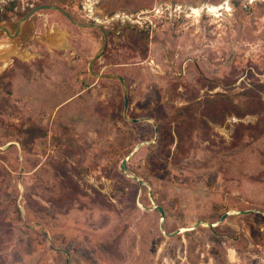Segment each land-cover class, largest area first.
<instances>
[{
    "label": "rangeland",
    "instance_id": "rangeland-1",
    "mask_svg": "<svg viewBox=\"0 0 264 264\" xmlns=\"http://www.w3.org/2000/svg\"><path fill=\"white\" fill-rule=\"evenodd\" d=\"M41 4L109 44L91 71L103 32L59 10L0 31L29 54L0 50V264H264V1L0 0V25Z\"/></svg>",
    "mask_w": 264,
    "mask_h": 264
},
{
    "label": "water",
    "instance_id": "water-1",
    "mask_svg": "<svg viewBox=\"0 0 264 264\" xmlns=\"http://www.w3.org/2000/svg\"><path fill=\"white\" fill-rule=\"evenodd\" d=\"M46 9H51V10H59L61 11L63 14H65L70 20L71 22H73L74 24L78 25V26H83V27H93V28H99L102 32H103V35H104V39H105V42H104V45L102 47V49L100 50V52L95 56L92 64H91V71H93V67H94V63L100 59V57L103 55V52L107 49L108 47V44H109V31L103 26V24L99 23V22H80L78 21L77 19L74 18V16L69 12L67 11L65 8H63L62 6H59V5H55V4H41V5H38L36 7H34L19 23L17 29L15 30V32L13 33L11 31V29L6 26V25H0V31H5L10 37L12 38H16L19 34H21V32L23 31V27H24V24L36 13L38 12L39 10H46ZM98 76H102L101 74H97ZM109 77H112V76H109ZM122 83L125 84V77L124 76H121L119 75L118 77ZM125 101H126V109H128L129 107V97L127 94H125ZM133 122H137L138 119H132ZM157 132H158V127H157ZM143 144H139L138 146L141 147ZM127 164V160L124 162V166L123 168L125 169V165ZM157 209L160 210L161 212V215L162 217H165V209L162 207V206H157ZM243 213H246V212H249V211H242ZM230 213H225L223 218L221 219V221H223L224 219H226L228 217ZM220 221V222H221ZM202 224V222H198L196 225H195V228ZM209 226H215L213 223L209 224ZM162 229H164V224H162ZM180 231L176 232V233H179ZM176 233H167L168 236H173L174 234Z\"/></svg>",
    "mask_w": 264,
    "mask_h": 264
},
{
    "label": "bare ground",
    "instance_id": "bare-ground-1",
    "mask_svg": "<svg viewBox=\"0 0 264 264\" xmlns=\"http://www.w3.org/2000/svg\"><path fill=\"white\" fill-rule=\"evenodd\" d=\"M222 10L230 12V10H233V9L231 8V4L229 2H224V3L218 4V5L209 4V5L203 6L202 8L201 7H193L192 8V15L195 16V17H200L202 15L203 11H208L213 16L220 17V16H222ZM60 33L62 34L61 38H65L64 33H62V32H60ZM61 45H65V43H63V44L61 43ZM0 50L3 51V52H8V53L12 52L14 54H20L19 50L15 51V49H11V50L6 49V45H2ZM20 56H23V57L24 56H29V54L24 55L23 53H21ZM3 62L4 63L0 66V72H3L11 64V62H12L11 55L8 54V56L6 58H4Z\"/></svg>",
    "mask_w": 264,
    "mask_h": 264
},
{
    "label": "trees",
    "instance_id": "trees-1",
    "mask_svg": "<svg viewBox=\"0 0 264 264\" xmlns=\"http://www.w3.org/2000/svg\"><path fill=\"white\" fill-rule=\"evenodd\" d=\"M60 13L62 15H64L62 12H60ZM203 108H204V111H203V119L202 120L205 123H207L208 119L209 120H213L215 122H219V123L221 122L222 123L224 121L223 117L227 116V110H226L227 108L225 106L219 105L218 103H209V104L205 105ZM189 116H190L189 117L190 119L187 122L188 125L190 126V127H188V134L191 137V135L194 132L192 130V128H191L192 122L197 121V119L193 118V114L192 113H190ZM205 120H207V121H205ZM179 135H180V138H181L180 146H181V148H183L184 147V141H185L186 138L184 136V133L179 132ZM165 216H166V219H167V214Z\"/></svg>",
    "mask_w": 264,
    "mask_h": 264
},
{
    "label": "built area",
    "instance_id": "built-area-1",
    "mask_svg": "<svg viewBox=\"0 0 264 264\" xmlns=\"http://www.w3.org/2000/svg\"><path fill=\"white\" fill-rule=\"evenodd\" d=\"M9 1H14V0H9Z\"/></svg>",
    "mask_w": 264,
    "mask_h": 264
}]
</instances>
